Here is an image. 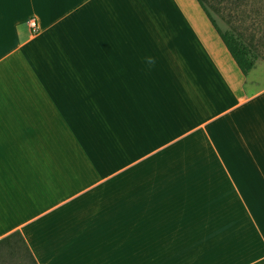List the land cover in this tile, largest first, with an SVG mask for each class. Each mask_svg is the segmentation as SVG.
Instances as JSON below:
<instances>
[{
    "label": "crops",
    "instance_id": "crops-1",
    "mask_svg": "<svg viewBox=\"0 0 264 264\" xmlns=\"http://www.w3.org/2000/svg\"><path fill=\"white\" fill-rule=\"evenodd\" d=\"M14 231L39 264H264V86L199 0H0Z\"/></svg>",
    "mask_w": 264,
    "mask_h": 264
},
{
    "label": "trees",
    "instance_id": "trees-1",
    "mask_svg": "<svg viewBox=\"0 0 264 264\" xmlns=\"http://www.w3.org/2000/svg\"><path fill=\"white\" fill-rule=\"evenodd\" d=\"M213 20L220 16L229 26V34L219 30L234 59L247 75L246 69L256 56L264 58V18L261 0H199ZM252 19L251 22L249 20ZM261 31V32H259ZM261 33V34H260ZM231 35L236 39L232 42ZM251 54V55H250ZM0 264H39L28 242L20 231H14L0 239Z\"/></svg>",
    "mask_w": 264,
    "mask_h": 264
},
{
    "label": "rangeland",
    "instance_id": "rangeland-1",
    "mask_svg": "<svg viewBox=\"0 0 264 264\" xmlns=\"http://www.w3.org/2000/svg\"><path fill=\"white\" fill-rule=\"evenodd\" d=\"M261 2H264V0H261ZM262 18H264V8L262 9ZM213 19L215 21V24L221 30L222 33L229 34L230 32L229 26L220 16L214 13ZM251 21L252 19L249 20V22ZM231 37H232V42L236 44L237 43L236 39L232 35ZM262 51L264 54V47ZM246 67H247L246 73H247V76H249L250 80H253L254 82H258L260 85L264 86V58L263 56L262 57L256 56L255 58H253L252 66L250 67L246 66Z\"/></svg>",
    "mask_w": 264,
    "mask_h": 264
},
{
    "label": "built area",
    "instance_id": "built-area-1",
    "mask_svg": "<svg viewBox=\"0 0 264 264\" xmlns=\"http://www.w3.org/2000/svg\"><path fill=\"white\" fill-rule=\"evenodd\" d=\"M31 26L33 28V31H38L39 30V26H38V23H37L36 19H32L31 20Z\"/></svg>",
    "mask_w": 264,
    "mask_h": 264
},
{
    "label": "clouds",
    "instance_id": "clouds-1",
    "mask_svg": "<svg viewBox=\"0 0 264 264\" xmlns=\"http://www.w3.org/2000/svg\"><path fill=\"white\" fill-rule=\"evenodd\" d=\"M148 63L152 64V63H154V60L152 58H148Z\"/></svg>",
    "mask_w": 264,
    "mask_h": 264
}]
</instances>
